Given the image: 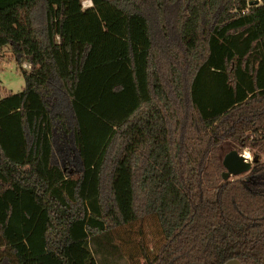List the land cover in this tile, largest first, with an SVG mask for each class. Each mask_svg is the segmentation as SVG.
I'll return each mask as SVG.
<instances>
[{"label":"trees","instance_id":"1","mask_svg":"<svg viewBox=\"0 0 264 264\" xmlns=\"http://www.w3.org/2000/svg\"><path fill=\"white\" fill-rule=\"evenodd\" d=\"M94 1L113 15L0 0V46L30 63L0 97L24 146L0 140V264H99L89 238L150 215L133 264H264V0ZM225 138L252 182L222 178ZM56 149L79 177L52 178Z\"/></svg>","mask_w":264,"mask_h":264},{"label":"rangeland","instance_id":"2","mask_svg":"<svg viewBox=\"0 0 264 264\" xmlns=\"http://www.w3.org/2000/svg\"><path fill=\"white\" fill-rule=\"evenodd\" d=\"M80 1L83 10L94 7L96 12L102 15H113V10L105 3L97 4L93 0L92 6L85 7L86 0ZM105 28L108 29V26H105ZM24 64L25 62L22 63L23 67L25 66ZM22 65H19L17 59L14 57L13 48L10 43L0 47L1 98L10 92H18L25 87V78L21 72ZM8 105L3 104V102L0 104V140L5 144L11 154L21 156L24 152V146L22 144L23 132L20 127V119L14 113L8 116L5 115L4 111L9 110ZM245 148L248 147H243L238 142L230 138H225L220 143L219 156L222 158L231 149L242 152ZM55 151L50 167L52 178L60 175L79 177L81 171L79 170L77 161L74 160V152L72 151L69 156H65L58 149ZM228 177H242L246 183L254 180V175L248 174V171L238 175L231 174ZM141 227L144 231L146 245L152 250L155 249V245L161 239L162 231L160 221L153 215L146 217L142 224L135 222L128 226H119L115 229L108 230L106 234H99L98 237L93 236L88 239L87 245L99 264H133L135 256L141 255L139 246V240L141 238L139 229ZM0 242H3L2 238H0ZM2 251H6L4 244H0V252ZM139 259L141 262L144 261L142 257ZM13 264L17 263L14 262Z\"/></svg>","mask_w":264,"mask_h":264},{"label":"water","instance_id":"3","mask_svg":"<svg viewBox=\"0 0 264 264\" xmlns=\"http://www.w3.org/2000/svg\"><path fill=\"white\" fill-rule=\"evenodd\" d=\"M257 0H255L256 2ZM236 149H231L226 152L221 158V163L224 169L221 173L222 178L226 179L229 175H238L242 172H247L252 166V163H245L243 158ZM223 264H242V262L237 258H230L226 260Z\"/></svg>","mask_w":264,"mask_h":264},{"label":"clouds","instance_id":"4","mask_svg":"<svg viewBox=\"0 0 264 264\" xmlns=\"http://www.w3.org/2000/svg\"><path fill=\"white\" fill-rule=\"evenodd\" d=\"M93 5V0H86L85 7H89ZM241 157L243 158L245 163H249L253 159V152L252 150L245 148L241 153Z\"/></svg>","mask_w":264,"mask_h":264},{"label":"crops","instance_id":"5","mask_svg":"<svg viewBox=\"0 0 264 264\" xmlns=\"http://www.w3.org/2000/svg\"><path fill=\"white\" fill-rule=\"evenodd\" d=\"M2 46H3V45H2ZM2 46H0V47H2ZM24 62H25V64H24V65H25L24 68H25V69H30V67H29V66H30V63H29L28 61H24Z\"/></svg>","mask_w":264,"mask_h":264}]
</instances>
